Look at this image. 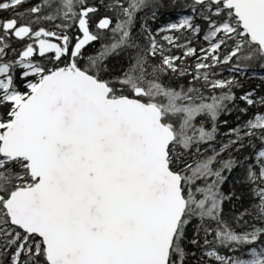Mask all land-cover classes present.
<instances>
[{"label": "snow or ice", "instance_id": "snow-or-ice-1", "mask_svg": "<svg viewBox=\"0 0 264 264\" xmlns=\"http://www.w3.org/2000/svg\"><path fill=\"white\" fill-rule=\"evenodd\" d=\"M0 264H264V0H0Z\"/></svg>", "mask_w": 264, "mask_h": 264}]
</instances>
